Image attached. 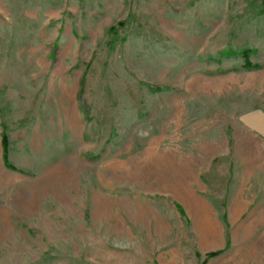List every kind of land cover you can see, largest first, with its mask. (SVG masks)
<instances>
[{"label": "rangeland", "instance_id": "obj_1", "mask_svg": "<svg viewBox=\"0 0 264 264\" xmlns=\"http://www.w3.org/2000/svg\"><path fill=\"white\" fill-rule=\"evenodd\" d=\"M256 110L264 0H0V264H264Z\"/></svg>", "mask_w": 264, "mask_h": 264}, {"label": "crops", "instance_id": "obj_2", "mask_svg": "<svg viewBox=\"0 0 264 264\" xmlns=\"http://www.w3.org/2000/svg\"><path fill=\"white\" fill-rule=\"evenodd\" d=\"M244 126L251 132L258 135L264 141V112L254 111L248 113L242 119Z\"/></svg>", "mask_w": 264, "mask_h": 264}, {"label": "bare ground", "instance_id": "obj_3", "mask_svg": "<svg viewBox=\"0 0 264 264\" xmlns=\"http://www.w3.org/2000/svg\"><path fill=\"white\" fill-rule=\"evenodd\" d=\"M148 155H146L145 157H144V159L145 160H151V159H153V152H152V150L150 149V150H148ZM202 227H203V229H202V231H204L205 232V235H206V237L208 238V239H210V240H212V241H214V238H213V230H212V226L211 225H208L207 223H204V224H202ZM214 229V228H213Z\"/></svg>", "mask_w": 264, "mask_h": 264}, {"label": "trees", "instance_id": "obj_4", "mask_svg": "<svg viewBox=\"0 0 264 264\" xmlns=\"http://www.w3.org/2000/svg\"><path fill=\"white\" fill-rule=\"evenodd\" d=\"M2 143H3V146L6 148V139L4 138V136H3ZM5 148H4V149H5ZM3 155H4V156H3L4 159H6V153H5V152H4ZM218 253H220V252H212V253L209 254V257H213V256L217 255Z\"/></svg>", "mask_w": 264, "mask_h": 264}]
</instances>
